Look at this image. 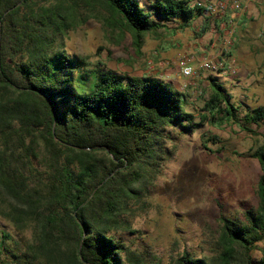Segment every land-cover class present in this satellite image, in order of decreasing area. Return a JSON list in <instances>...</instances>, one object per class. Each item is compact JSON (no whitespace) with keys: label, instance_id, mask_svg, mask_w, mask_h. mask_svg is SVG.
<instances>
[{"label":"trees","instance_id":"obj_1","mask_svg":"<svg viewBox=\"0 0 264 264\" xmlns=\"http://www.w3.org/2000/svg\"><path fill=\"white\" fill-rule=\"evenodd\" d=\"M96 3L106 29L119 38L130 33L136 54L145 34L173 19L190 26L205 11L190 0L146 7L138 0H0V191L6 219L31 229L21 252L0 264H161L112 232L130 230L123 217L130 201L174 155L164 132L239 121L231 95L213 78L197 118L186 93L158 75H127L68 54L62 38L97 15ZM244 120L264 121V104ZM251 155L261 171L256 207L240 221L220 214L213 255L183 250L169 264H264V147Z\"/></svg>","mask_w":264,"mask_h":264},{"label":"rangeland","instance_id":"obj_2","mask_svg":"<svg viewBox=\"0 0 264 264\" xmlns=\"http://www.w3.org/2000/svg\"><path fill=\"white\" fill-rule=\"evenodd\" d=\"M138 2L146 7L150 0ZM243 5L245 8L237 11H204L183 28L181 20H169L166 29L145 34L141 53L136 54L130 33L119 38L117 31L106 29L104 8L96 3L97 15L61 40L68 54L86 56L91 66L133 76L158 75L171 82L186 93V108L197 118L211 93L209 78L222 85L238 109V122L220 126L204 122L190 133L167 128L164 146H175L174 155L151 174L140 200L130 201L123 214L130 230L112 232L131 248L153 253L161 264H169L183 250L195 256L213 255L220 214L240 221L247 209L257 205L261 171L251 154L258 146L264 147V121L246 123L244 116L264 104V2L250 0L249 7ZM244 11L246 22L241 28L235 22L237 14ZM183 57L195 66L208 59L216 68L198 69L185 78L177 61ZM6 205L0 191V257L12 258L30 240L31 229L18 228L6 219ZM252 256L258 259L260 251L254 250Z\"/></svg>","mask_w":264,"mask_h":264},{"label":"built area","instance_id":"obj_3","mask_svg":"<svg viewBox=\"0 0 264 264\" xmlns=\"http://www.w3.org/2000/svg\"><path fill=\"white\" fill-rule=\"evenodd\" d=\"M193 5L204 8L209 14L224 13L227 9L237 11L242 10L245 6L238 0H191ZM180 73L185 78H190L197 73L198 69L212 70L216 65L211 60H202L198 65H194L187 57L178 59ZM235 70L232 69V72Z\"/></svg>","mask_w":264,"mask_h":264},{"label":"crops","instance_id":"obj_4","mask_svg":"<svg viewBox=\"0 0 264 264\" xmlns=\"http://www.w3.org/2000/svg\"><path fill=\"white\" fill-rule=\"evenodd\" d=\"M242 4H247V6L249 7L250 6V0H240ZM264 2V0H262ZM245 11L242 12V13H238L237 14V18H236V22L235 23H239L240 27L242 28L243 25H244V22H246L245 20ZM247 17V16H246Z\"/></svg>","mask_w":264,"mask_h":264}]
</instances>
